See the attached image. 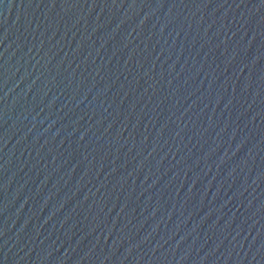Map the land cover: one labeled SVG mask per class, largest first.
Wrapping results in <instances>:
<instances>
[{
  "label": "water",
  "instance_id": "water-1",
  "mask_svg": "<svg viewBox=\"0 0 264 264\" xmlns=\"http://www.w3.org/2000/svg\"><path fill=\"white\" fill-rule=\"evenodd\" d=\"M0 264H264V0H0Z\"/></svg>",
  "mask_w": 264,
  "mask_h": 264
}]
</instances>
